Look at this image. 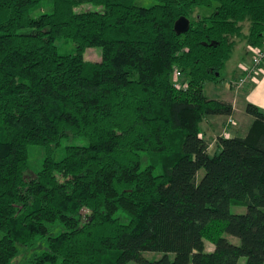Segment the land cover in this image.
Instances as JSON below:
<instances>
[{"label":"trees","instance_id":"obj_1","mask_svg":"<svg viewBox=\"0 0 264 264\" xmlns=\"http://www.w3.org/2000/svg\"><path fill=\"white\" fill-rule=\"evenodd\" d=\"M45 1L51 12L33 17ZM137 1L0 0V264L38 238L33 264H264V111L247 104L246 135L217 138L214 156L200 135L205 118L233 114L204 84L219 81L242 23L262 47L264 0ZM63 38L74 54L59 53ZM71 137L86 144L57 160ZM32 146L44 155L29 176Z\"/></svg>","mask_w":264,"mask_h":264},{"label":"crops","instance_id":"obj_2","mask_svg":"<svg viewBox=\"0 0 264 264\" xmlns=\"http://www.w3.org/2000/svg\"><path fill=\"white\" fill-rule=\"evenodd\" d=\"M241 26L242 36L235 40L233 53L223 70V78L215 85L210 82L208 89V83L204 84V95L208 99L226 102L233 107L231 117H207L200 124V135L208 143V154L210 156H214L219 152L217 138L244 137L246 135L252 123V119L244 113L247 104L255 105L264 111V64L258 70L253 82H247L242 86H239L237 83V80L242 77L245 69L250 66L252 56V49L246 40L249 33V22L246 21ZM207 90L215 96H207ZM238 114L246 119L247 128H238ZM229 120L234 125L227 126L228 128L226 129L225 126Z\"/></svg>","mask_w":264,"mask_h":264},{"label":"rangeland","instance_id":"obj_3","mask_svg":"<svg viewBox=\"0 0 264 264\" xmlns=\"http://www.w3.org/2000/svg\"><path fill=\"white\" fill-rule=\"evenodd\" d=\"M138 5L140 6H145L149 7L152 2L148 0H138ZM197 13H205L204 9H197ZM51 12V5L45 1L43 2L35 11L32 12L33 17H38L42 14L45 13H50ZM208 13V12H207ZM56 47L58 48V51L62 55H71L75 53V46L74 43L69 40V39H60L57 40L55 43ZM84 59L90 62H99L101 60V50L100 49H88L85 51L83 55ZM223 78V71L221 72V76L219 78L218 82H212L215 84L219 83L220 80ZM187 81V76L183 75L181 78V82ZM210 82L207 84V89L210 87ZM213 85V84H212ZM207 96H215L214 94L210 93L208 90L206 92ZM245 113V112H244ZM246 115V114H245ZM248 116V115H246ZM249 117V116H248ZM251 119V117H249ZM237 123H238V128H247V121L244 119L241 115H237ZM234 125V123H231V120H229L228 123H226V129L228 128L227 126ZM227 132V131H226ZM228 133V132H227ZM242 134H244L242 132ZM227 138V137H226ZM86 141L83 139H77V138H69L66 139L62 142L61 147L58 148L55 152V158L57 160L62 159L64 155V149L66 146L69 145H85ZM43 155H44V149L41 147H36L32 146L29 148V176H33L32 173H36L42 165L43 161ZM204 174V170L199 171L198 173V178L200 179ZM232 214H244L246 213V209L242 207H234L232 206L230 209ZM61 229H55V233L60 232ZM227 240L233 244V245H239V240L230 236H226ZM47 240L46 239H37L34 246L29 247V248H19V253L15 260L13 261L12 264H33V258L37 255H40L42 252H44L47 248ZM214 250V246L210 244L209 242H205V251L206 252H212ZM116 251H112L110 255H108V261H112L114 259V253ZM143 257L145 260L152 262V261H157L161 257H163L162 253H154V252H145L143 253ZM171 259H173L174 255H169ZM245 260L241 259L240 264H244ZM128 264H138V263H128Z\"/></svg>","mask_w":264,"mask_h":264},{"label":"built area","instance_id":"obj_4","mask_svg":"<svg viewBox=\"0 0 264 264\" xmlns=\"http://www.w3.org/2000/svg\"><path fill=\"white\" fill-rule=\"evenodd\" d=\"M251 48V47H250ZM252 56L250 60V66L245 69L242 77L237 80L239 86L246 84L247 82H253L258 73L260 67L264 64V42L260 48H251ZM182 73L179 69H176L172 76V83L178 89H187V81L181 82Z\"/></svg>","mask_w":264,"mask_h":264},{"label":"water","instance_id":"obj_5","mask_svg":"<svg viewBox=\"0 0 264 264\" xmlns=\"http://www.w3.org/2000/svg\"><path fill=\"white\" fill-rule=\"evenodd\" d=\"M190 28V21L185 18L179 19L175 25H174V30L178 35H183L186 32H188Z\"/></svg>","mask_w":264,"mask_h":264}]
</instances>
